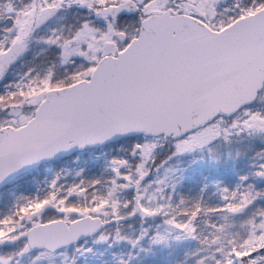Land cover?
Here are the masks:
<instances>
[{
  "label": "snow or ice",
  "instance_id": "1",
  "mask_svg": "<svg viewBox=\"0 0 264 264\" xmlns=\"http://www.w3.org/2000/svg\"><path fill=\"white\" fill-rule=\"evenodd\" d=\"M0 264H264V0H0Z\"/></svg>",
  "mask_w": 264,
  "mask_h": 264
}]
</instances>
